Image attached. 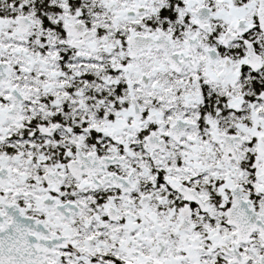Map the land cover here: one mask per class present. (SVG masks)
Here are the masks:
<instances>
[{
  "label": "snow or ice",
  "instance_id": "snow-or-ice-1",
  "mask_svg": "<svg viewBox=\"0 0 264 264\" xmlns=\"http://www.w3.org/2000/svg\"><path fill=\"white\" fill-rule=\"evenodd\" d=\"M0 264H264V0H0Z\"/></svg>",
  "mask_w": 264,
  "mask_h": 264
}]
</instances>
